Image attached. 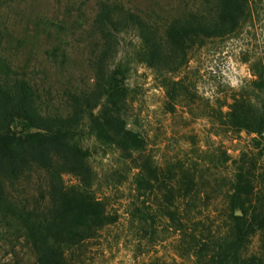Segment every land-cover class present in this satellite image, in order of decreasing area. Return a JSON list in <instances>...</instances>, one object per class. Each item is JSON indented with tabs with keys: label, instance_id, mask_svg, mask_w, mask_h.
Returning <instances> with one entry per match:
<instances>
[{
	"label": "rangeland",
	"instance_id": "1",
	"mask_svg": "<svg viewBox=\"0 0 264 264\" xmlns=\"http://www.w3.org/2000/svg\"><path fill=\"white\" fill-rule=\"evenodd\" d=\"M216 6L217 0H0V89L24 80L41 116L65 118L73 111L74 97H91L96 90L98 61L105 46L95 25L98 13L107 12L114 22L132 15L167 62L172 55L166 41L169 27L191 21L211 23ZM255 28L253 32L246 26L236 37L198 52L180 74L186 84L193 83L191 93L178 102L167 99L159 78L135 57L131 64L135 91L130 119L135 117L138 129L146 134L147 149L159 160H185L204 180L200 197L208 199L198 202L196 217L202 238L208 229L226 230L222 194L238 165L235 162L251 164L255 190L260 186L264 132L262 139L245 130L216 136L214 119L206 115L205 107L210 98L217 106L226 102L222 107L226 110L229 98L240 95L254 78V58L264 60V20L255 22ZM138 47L130 31L123 33L120 52L130 56ZM223 150L230 158L227 162ZM90 162L96 174V196L104 200L115 221L73 253L76 264H203L202 257L186 251L180 232L167 220L156 218L151 223L131 216L135 201L131 169L120 163L116 153L97 151ZM60 164L54 157V167ZM62 177L66 184L72 181L68 175ZM56 181L51 169L35 164L21 167L15 176L6 174L0 164V264H36L24 223L43 225L51 219L58 208ZM147 200L143 208L155 212L158 201ZM258 246L255 236L249 250Z\"/></svg>",
	"mask_w": 264,
	"mask_h": 264
},
{
	"label": "trees",
	"instance_id": "2",
	"mask_svg": "<svg viewBox=\"0 0 264 264\" xmlns=\"http://www.w3.org/2000/svg\"><path fill=\"white\" fill-rule=\"evenodd\" d=\"M262 20L264 0H217L213 22L191 21L169 27L166 41L172 55L164 62L159 47L139 20L127 15L114 22L107 12H100L95 25L105 46L98 61L96 90L91 97H74L69 116H41L34 108V93L24 80L0 89V164L4 171L15 176L21 167L35 164L51 169L57 180L58 208L51 219L43 225L24 223L36 264H76L73 253L115 221L104 200L96 196V174L90 159L97 151L114 152L120 163L130 166L135 194L133 218L151 223L156 218L167 220L180 232L186 251L202 257L203 264H264V166L255 190L251 164L235 162L238 165L222 194L227 206L223 216L226 230L216 233L208 229L202 238L196 230L201 224L196 220L197 204L207 201L208 196L200 197L199 189L205 185L200 172L189 168L185 160H159L152 155L146 134L138 129L135 117L130 119L135 91L130 83L133 57L159 78L167 99L178 102L191 93L193 83L189 80L186 84L180 74L198 52L219 44L221 39L236 37L246 26L254 32L255 22ZM127 31L139 41L130 56L118 50ZM251 70L254 78L240 95L229 98L226 110L222 108L226 102L217 106L206 99V115L215 122L214 135L245 130L263 138L264 60L255 57ZM54 157L61 163L56 167ZM229 159L223 150V162ZM63 175L72 181L66 184ZM148 197L158 201L155 212L149 206L143 208ZM252 204L257 207L252 208ZM255 236L259 246L250 251Z\"/></svg>",
	"mask_w": 264,
	"mask_h": 264
}]
</instances>
